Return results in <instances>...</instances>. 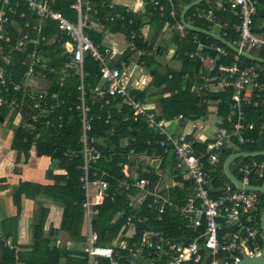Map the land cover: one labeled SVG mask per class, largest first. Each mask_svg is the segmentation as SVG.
<instances>
[{
	"label": "built area",
	"instance_id": "built-area-1",
	"mask_svg": "<svg viewBox=\"0 0 264 264\" xmlns=\"http://www.w3.org/2000/svg\"><path fill=\"white\" fill-rule=\"evenodd\" d=\"M101 1L72 0L69 9L74 17L70 20L52 9L51 0H0V60L3 63L0 66V107L7 110V115L14 114L16 127L34 133V139H38L39 131L62 129L61 119L55 123V128L48 115L65 105V99L59 92L64 83L68 80H75L76 83L77 95L71 106L66 108L75 111L79 119V148L77 152L62 155L81 161L78 182L84 193L81 208L86 219L85 244L81 251L86 256V264H97L98 259L107 260L108 264H237L243 258L257 256L261 250L258 241H262V234L258 230L259 194L237 189L227 179V183L214 190L209 186L213 178L223 175L218 161L224 150L234 144L254 147L259 134L264 133V111L256 123L247 120L248 111L264 110V83L260 80L264 76L263 65L252 61L244 65L238 60L240 56L230 51V63L216 69L217 58L228 56L226 47L203 45L195 39L196 50L185 54L187 60L200 66L192 80L199 83L193 84L190 91L195 99L205 103L204 96L209 92L226 94L228 112L225 121L231 125L230 131L217 130L210 136L197 137L182 132L173 134L167 129L166 121L158 119V113L138 101L129 91L120 70L111 64V50L89 38L90 25L101 22L100 12L94 6V2L99 7L103 5ZM138 1L146 11L151 9L149 13H156L159 17L163 15V7L158 0ZM164 1L171 3L170 0ZM108 7L112 8V5ZM255 12V0H208L205 8L194 11L192 16L204 21L209 30H221V35H217L223 39L227 24L221 20L222 16H231L237 21L233 27L237 36L227 42L250 55V51L256 48L264 54V33L252 31ZM127 13L125 9L121 14L108 17L107 21L112 22L116 17L122 20V15ZM27 15L39 22H52L56 30L46 34L43 25L31 24L26 19ZM167 17H175L171 4ZM174 29L179 33L184 31L180 23H176ZM130 32L125 49L133 51L135 37ZM11 35L15 44H11ZM52 45L59 49V58H55L60 63L58 71L42 65L38 57L40 53L45 57V49ZM23 46L29 48L28 52H24V60L19 62L21 67L27 69L20 76L26 82H14L6 68L13 54L22 52ZM202 49L212 51L215 57L204 56ZM85 58L99 66L98 84L89 91L85 85L88 73L83 69ZM37 66L48 74L58 76L55 92L48 94L47 89L36 87L32 80V69ZM184 78L189 79L190 75ZM9 93L16 97H7ZM97 102L99 108L110 105L116 111L127 108V119L141 122L147 130L159 136L154 145L163 148V153H167L166 147L169 146L173 158L172 172L164 173L159 158L136 156L132 150L128 151L126 162L118 166L123 177L118 189L127 194L129 210L116 234L105 244L97 243L98 234L92 227L97 206L105 198L114 197L109 196V175L96 168L101 157V141L87 135L91 119L88 114ZM108 119L107 113L104 123ZM205 142L203 151L194 148L196 143L202 145ZM120 143L122 147H127L133 143V138H124ZM133 161L135 169L132 167ZM234 173L242 185H248L247 179L251 175L263 180L264 157L257 161L237 163ZM164 179L169 184H164ZM177 179L188 182L190 186L180 203L174 202L169 195L177 186ZM211 194L215 196L211 197ZM143 205L155 222H160L164 212L170 209L180 222V236L172 239L152 231L147 226V216L140 215ZM137 228L141 230L137 231ZM108 237L109 234L104 232L103 238Z\"/></svg>",
	"mask_w": 264,
	"mask_h": 264
},
{
	"label": "trees",
	"instance_id": "trees-1",
	"mask_svg": "<svg viewBox=\"0 0 264 264\" xmlns=\"http://www.w3.org/2000/svg\"><path fill=\"white\" fill-rule=\"evenodd\" d=\"M100 0H98L99 2ZM159 4L163 7V15L161 17L156 13H150L154 21V31L153 35L148 43L134 39L133 45L135 51L124 50L120 56L113 62V66L119 70L129 66V64H138L140 62L144 63L145 69L148 71L151 80L150 86L154 90L153 92H131L134 97L145 104L151 97H157L158 101V119H163L164 121H179L182 124H186L190 121H196L199 119H204L207 114V103L195 99L190 93V88L194 83L192 80L194 75L197 74L199 70V65L192 61L187 60L185 54L196 50V45L193 44L192 39L198 40L203 45H218L220 43L216 42L210 37L205 35L195 34L190 31H186V36L184 39L179 38L175 33H172V44L175 46L173 58L178 63V69L172 70L168 65L154 64L152 43L154 42V37H156L161 31L160 27L162 22L168 19V11L170 10V4L175 11L177 2L181 4V8L187 5L193 0H170L168 3L164 0H158ZM72 0H51V7L54 11L59 12L63 17L73 20V12L69 9V5ZM103 5L98 6L97 2H94V6L100 12V20L102 21L103 27L110 30L111 32H124V34H129L130 31L138 32L141 28V19L137 15H122L123 19L119 20L118 17L113 19L112 22L107 21V18L115 15V11H120L111 2V0H102ZM202 3V2H201ZM200 3V4H201ZM112 8H109V5ZM200 4L194 8H191L185 14V17L191 15L194 11H202L206 3L203 6ZM24 5L22 6V8ZM181 8L176 9L178 14ZM151 11V9H147ZM255 16L253 17L252 31L254 33H264V0H255ZM26 19L31 24H41L43 25L44 32L48 34L51 31L56 30V25L52 22L43 21L39 22L36 18L27 15ZM176 15V21H177ZM226 22L227 29L224 33V39L226 41H232L236 38V34L233 32V27L236 26L237 21L231 16H222L221 19ZM221 21V22H222ZM130 22V23H128ZM191 25L197 28L207 30V25L204 21L200 19H194ZM222 33L218 30L216 34ZM163 34V33H162ZM161 34V35H162ZM11 44H15L13 40V35H11ZM89 38L97 43L100 41V36L93 33H89ZM227 55L224 58H217L216 69L219 66H226L230 63L232 53L225 48ZM29 48L23 46L22 52L14 53L11 58V63L6 68L9 76L14 82H26L25 78H20L27 69L26 67H21L19 62L24 60V52H28ZM46 56L44 57L42 53L38 54L40 57V62L44 66L53 67L55 71H58L60 63L56 60L59 58V49L56 46H49L45 49ZM250 53L256 58L264 59V54L259 48L252 49ZM202 54L208 58L215 57V54L207 49H202ZM49 55V58L47 59ZM56 58V59H55ZM239 62L242 64L250 63L249 60L239 57ZM137 61V62H136ZM15 64V67L13 65ZM3 63L0 60V66ZM40 66V65H38ZM34 67L32 69V74L34 75L32 80L35 81L36 87L39 89H47L48 94L55 92L56 81L58 76L48 74L40 67ZM264 67V66H263ZM83 69L88 76L85 78L86 90L89 91L90 88L98 84L99 80V66L96 62L89 58H85L83 61ZM44 75V77H42ZM185 75H190L189 79H185ZM261 82L264 83V76L260 78ZM75 80H68L64 83V86L59 90L61 97L65 99V105L55 110L48 115V119L53 123L56 128V122L61 119L63 127L60 130H49L48 132L39 131L38 139H34L35 134L21 130L16 127L14 122V114L10 116L7 115V110L0 107V117L1 119H7L6 128L12 130V140L10 143V150L15 154V164L20 162L24 164L28 158V152L33 146L36 158H48L55 161V165L58 169L65 171V177L53 176L48 173L49 180H62L65 182L64 186L56 182V185H39L30 183L28 181H21L17 184L16 190L12 192V199L18 201L19 196L24 195L25 198L34 200L38 196H43L49 199L54 204L62 206L61 220L59 224V229L68 234L70 241L74 244H82L83 236L81 235L83 227V213L81 204L84 200V193L78 182V178L81 172L78 170L81 161L79 158H68L63 156V153H70L72 151L77 152L79 148L78 136H79V119L77 113L73 110L68 111L66 107L71 106L74 102V98L77 95L75 90ZM69 94V96H68ZM16 97L15 94L9 93L7 97ZM224 94H219L216 92H209L206 95V101L214 104L216 106V117L221 119L222 127H225L226 132L230 131V124H225V116L228 112V101L227 98L223 96ZM226 95V94H225ZM227 96V95H226ZM205 97V96H204ZM211 104V105H212ZM109 114V119L107 123H104V118ZM247 120L256 123L261 110L257 109L254 111H248ZM4 114V115H3ZM91 118L89 121V131L87 135L101 141V157L96 164V168L102 169L109 175V196H114L111 198H105L100 206H97V215L94 216V221L92 222V227L98 234V244H105L110 242L111 238L116 234L117 230L120 228L124 221V217L128 214L127 207V194L119 190V182L122 180V175L120 173L119 165L126 162L125 156L129 150H132L134 154L145 155L149 158L157 157L161 161L162 172H172L173 168V158L171 149L169 146L166 147V152L163 153V148H159L154 145V142L159 139V136L154 135L151 131L147 130L146 127L140 122H132L127 112V108L123 107L120 111H116L113 105L105 108H99L98 102L96 105L91 107V111L88 114ZM98 116V119L96 118ZM122 119H124L122 122ZM229 126H228V125ZM254 134V133H252ZM133 138V143L129 144L127 147H122L120 141L124 138ZM34 139V140H33ZM205 143L194 145L196 150L203 151L205 148ZM103 146V147H102ZM256 144L254 147L239 146L238 151L241 152H252L256 150ZM231 155V151L224 150L221 153L218 164L221 169L223 161ZM257 160H260L257 159ZM243 162L249 161L248 159ZM18 169V168H17ZM141 176V175H139ZM153 180L152 177H149ZM221 178L226 181L224 175ZM178 187L175 186L169 193L173 201L180 203L183 198V192H186L187 185L180 179H177ZM213 184L220 183V178L216 176L213 178ZM247 184L251 186H264V180L257 179L254 175H251L247 179ZM219 186V185H218ZM186 187V188H185ZM214 197V194L210 195ZM260 202V212L263 207V199L259 196ZM47 211L41 206H38V211L32 222V233H31V247L28 253L26 252H16L13 247L5 245V240L8 239L6 234H3L0 238V264H59V260L64 258V264H86V256L81 250H63L56 249L49 241L42 236V227ZM140 215L147 216V226L154 232L162 234L164 237L177 238L180 236V222L176 216H174L170 209H167L160 222H155L146 210L144 205L141 208ZM140 231L141 228H137ZM259 230V223H258ZM104 232L109 234L107 239L103 238ZM84 243V242H83ZM261 243V241H259ZM97 264H108L107 260L98 259ZM201 264V263H198Z\"/></svg>",
	"mask_w": 264,
	"mask_h": 264
},
{
	"label": "crops",
	"instance_id": "crops-1",
	"mask_svg": "<svg viewBox=\"0 0 264 264\" xmlns=\"http://www.w3.org/2000/svg\"><path fill=\"white\" fill-rule=\"evenodd\" d=\"M111 2L118 8V10H120V11H115L116 14H121L123 13V10L127 9L128 15L135 14L138 17H140L139 19H141L142 26L139 30V33L132 31L133 32L132 34H134L133 36L135 37L136 40L138 39L148 43L150 39L153 38L151 36L153 35L152 33L154 31V28L148 29V25L143 21L144 18L151 20L153 16L149 13V11H146V9L142 7L140 1L111 0ZM178 8H181V4L177 2L174 11L175 17L173 19L168 18L167 20H164L162 22V26L160 27L161 32L156 37H154L153 39L154 42L152 43V48H151L152 51L154 52L153 53V59L155 60L154 64H160L164 66L165 65L170 66L171 64L170 68L172 70L178 69L179 66L177 61L173 58L175 46H173L171 41L172 33H175L179 38L182 39H184V37L186 36V31L179 33L174 29V25L176 23H179V18H178L179 13L183 7L177 14L176 9ZM176 15L178 19L177 21H176ZM195 18L196 17L192 16L191 14L187 17L184 16V21L187 25L192 26L191 22ZM205 31L213 32L212 29L210 30L208 29ZM89 33H93L95 35L100 36L99 43H101L103 46L108 47L111 50L112 52L111 56L113 62L117 59L118 56L122 54V52H124L125 44L129 41L128 39L129 34H124V32H120V33L111 32L110 30L105 29L103 27L102 21L99 24L93 23L92 25H90ZM194 40L195 39L193 38L192 42L194 45H196L194 43ZM134 51L135 48L133 52ZM160 59L164 61L161 62L159 61ZM143 64L144 63L140 62L139 60L138 64H134V63L129 64V66L120 69L121 78L123 81H127V87L131 92L132 89L138 91L139 93L144 91H146V93H148L147 91H151V92L154 91L152 87L149 85L151 77ZM206 95L204 98L205 101H206ZM223 96L227 98L226 95ZM157 99H158L157 97L153 96L148 101H146L144 105L152 108L156 113H158L159 107H158ZM206 103L208 107L206 110L207 114L204 119L202 118L196 121H190L187 122L186 124H182L179 121H166L167 129L171 131L173 134H179V133H174V129L180 126V129L182 130L183 134L185 135L192 134L195 135V137L199 135L210 136L212 133H214L217 130L226 131L225 127L221 126L223 124L221 119L216 117V111H215L216 106L212 104V102L210 103L209 101H207ZM260 110L261 112L264 111L263 109ZM6 122L7 121L4 119L0 123V238L2 237L3 234H6L8 237V239L5 240L6 246H9V248L13 247V249L16 252L28 253L31 247L30 245H31V237H32L31 236L32 222L38 211V206H41L43 209L47 211L42 227L43 238L47 239L49 241V244H51L56 249L74 250L72 249L74 243L70 241L68 234L59 229L61 213H62L61 205L54 204L49 199L43 196H38L34 200H30L28 198H25L24 195H21L19 196L17 202L12 199V192L16 190L17 184L21 181H28L30 183L39 184L43 186L56 185V182H59L60 185H56V186L62 187L65 185L64 181L59 179L49 180L46 177H48V173L53 176L65 177V173L64 174L61 173V171L63 170L58 169L56 167L55 161H52L48 158H36L34 149L32 148L28 152L30 158H28L27 162H25L24 164L17 162L18 164H15V154L9 148L12 140L13 131L12 130L10 131L6 128L7 126ZM226 123L227 122L225 121V124ZM233 147L234 148L236 147L234 151H232ZM229 149L231 151V155L234 153L241 152L238 151L239 146H236L235 144L231 148H228L226 150ZM256 150H257V146H256ZM259 158L261 159L263 157H259ZM259 158H253L248 160L257 161V159ZM50 161L52 164L50 163ZM235 162L237 163V161ZM51 167H53V169ZM220 170L222 172V165ZM233 174L236 175L235 173ZM218 178H220V183H215V184L211 183L209 186L210 189L214 190L218 187V185L227 183V181L221 178V175L218 176ZM184 182L187 185V188L185 187L186 192L187 191L189 192L190 186L188 182L186 181ZM186 192H183V196L186 194ZM259 196L261 195L259 194ZM82 213H83V227H82L81 235L83 236L84 243L82 242V244H79L81 245V248L78 250H81L83 248L85 244V236H86V228H85L86 219L83 209H82ZM94 219L95 218L93 216L92 222L94 221ZM259 219H260V215H259ZM259 232L261 233L260 226H259ZM63 242L64 244L61 245ZM259 246L260 248L264 247L262 241L261 243H259ZM64 263H65L64 258H61L59 260V264H64Z\"/></svg>",
	"mask_w": 264,
	"mask_h": 264
},
{
	"label": "water",
	"instance_id": "water-1",
	"mask_svg": "<svg viewBox=\"0 0 264 264\" xmlns=\"http://www.w3.org/2000/svg\"><path fill=\"white\" fill-rule=\"evenodd\" d=\"M204 0H193L185 5L179 13V23L183 26L184 29L195 34L205 35L212 38L216 42L225 46L229 51L237 53L240 57L247 59L252 62L260 63L264 66V59L256 58L244 51H239L233 47L229 42L221 38L219 35L213 32H207L203 29L187 25L184 21V16L191 8L198 6ZM2 119L0 117V123ZM264 157V133L259 134L257 140V150L253 152H239L229 155L222 163V172L224 177L235 186L237 189L255 191L259 193L263 199V207L260 213L259 226L262 233V242L264 244V187L263 186H251V185H242L241 182L234 176V170L237 166V163H240L242 159H253ZM237 161V163L235 162ZM237 264H264V247L261 248L257 256L251 258H243Z\"/></svg>",
	"mask_w": 264,
	"mask_h": 264
},
{
	"label": "rangeland",
	"instance_id": "rangeland-1",
	"mask_svg": "<svg viewBox=\"0 0 264 264\" xmlns=\"http://www.w3.org/2000/svg\"><path fill=\"white\" fill-rule=\"evenodd\" d=\"M208 2V0H204V1H202V3L200 4V6H203L205 3H207ZM143 21L148 25V29L149 28H154V21H152V20H149V19H147V18H144L143 19ZM212 31L213 32H218V29L217 28H212ZM171 32V31H170ZM122 47H123V45H122ZM159 61H161V62H163L164 60H159ZM170 66H171V64H170ZM170 66H168V67H170ZM28 84H29V82H28ZM132 91L135 93V92H138V91H136V90H134V89H132ZM4 115V114H3ZM4 118H5V116H4ZM6 121H7V119H5ZM3 129H5V128H3ZM182 132V130L180 129V126H178V127H176L175 129H174V133H181ZM236 148V147H235ZM235 148L233 147L232 148V151H234L235 150ZM237 150V149H236ZM28 158H30V156L28 155ZM28 158H27V160H26V162L28 161ZM50 163H51V161H50ZM133 164H132V167H133V169H135V163H134V161L132 162ZM52 164V163H51ZM50 164V165H51ZM52 169H53V167H51ZM163 183L164 184H168L169 182H168V180L167 179H164V181H163ZM64 244V242L61 244V245H63ZM264 245V244H263ZM81 248V245H79V244H73V248L72 249H74V250H78V249H80Z\"/></svg>",
	"mask_w": 264,
	"mask_h": 264
}]
</instances>
